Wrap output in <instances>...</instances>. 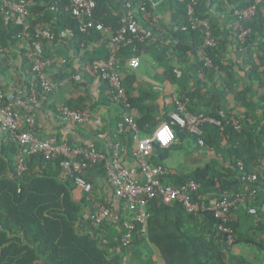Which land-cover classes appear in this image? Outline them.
Returning <instances> with one entry per match:
<instances>
[{
    "label": "trees",
    "instance_id": "obj_1",
    "mask_svg": "<svg viewBox=\"0 0 264 264\" xmlns=\"http://www.w3.org/2000/svg\"><path fill=\"white\" fill-rule=\"evenodd\" d=\"M125 1H130L131 4L135 2V0H123L121 6L123 13L115 15L112 9L117 8V5L113 6L112 0H96V8L93 12L94 20L112 30L110 35L104 36L94 30H89L85 35L80 34L77 24L69 12V0H28V2H33L28 8L27 22L30 26L25 36H19L21 27L14 25V18L11 19V16L4 13L3 0H0V49L9 51L19 48L21 56L25 55L26 47L29 46L30 49H33L38 41L34 32L36 28H40L52 31L56 40L62 34L67 33L71 36V43L77 50L82 49L83 51V48L90 47L94 51V48L102 43L107 45L114 31L124 25ZM143 1L146 13L134 11V17L150 28L147 31H156V28L158 31L159 27L152 25L156 21L151 16L157 0H153V3L147 0ZM193 2L195 5L192 4ZM170 3L174 20H172L174 26L171 33V37L175 41V46L171 51L173 56L184 61L189 57H194L196 71H203L209 75L219 71L223 72L225 69L218 58L220 42L211 15H206L199 0H184L183 3L171 0ZM254 4L255 0H244L243 5L232 10V16L234 10L248 9ZM187 5L194 8L191 16L186 12ZM191 17L207 19L210 22L212 36L218 43L216 49L207 48L204 50L202 48L204 38L202 31L183 32L180 30L185 25L189 26L188 19ZM234 20L233 16V24ZM149 24L151 25L149 26ZM233 24L228 32L236 42L233 37ZM244 28L250 30L245 46L243 45L244 48L249 47L253 37L264 40V3L256 6L255 16L250 22L244 24ZM59 41L62 42L61 39ZM55 43L57 42L55 41L53 46ZM261 44L262 57L260 58L262 59L260 60L263 62V70L260 71V75L264 74V41ZM47 45L44 44V46ZM237 45L240 47L238 43ZM141 48L143 47L139 46V49ZM204 53L211 60L213 68L204 66ZM124 54H130V49L124 51L122 55ZM93 60L94 58L88 62ZM47 67L50 68V65ZM253 67L254 70L252 67L248 70V78L253 79L255 76L256 79L260 78L258 77V67L255 65ZM27 69L26 72L32 76L31 66H28ZM50 80L58 83L55 77H51ZM257 81L262 82L260 79ZM34 85L36 95L38 93L52 95L60 91L45 92L38 81H35ZM24 86L29 91V81ZM206 93L208 94V92ZM206 93L202 94L199 90L185 94L183 97L189 100L186 107L187 112L193 116L201 115L204 118L218 121L222 128L211 123H204V128L209 127V132L210 129L212 132L211 136L208 132L210 138L205 140L202 129V135L200 131L199 135H195L190 132L189 128L181 129L173 126L175 141L184 137H194L196 142L203 141V147L209 145L210 148L223 151L228 156V161L219 171L210 164L195 170L189 176L177 177L173 185L181 186L190 181L196 182L199 189L197 195L191 197L193 203H202V197L213 199V203L223 200L233 202L238 196L235 206L230 208L227 213L225 225L232 231L233 244L231 246L226 243L225 236L219 231L221 221L216 219L212 212L205 210L190 215L184 212L179 204L173 203L170 206H165L159 199L148 202L147 210L150 217L145 228L136 224L129 244L124 245L125 231L122 223L125 219L120 216L116 225L121 227L122 234L118 236L114 244L107 245L105 241L108 238L106 233V230L109 229L108 218L96 224L92 217L100 209L110 211L109 205L94 206L85 217L84 212H86L88 203L86 200L76 201L74 194L79 188L75 181L70 178L60 179L65 159L59 156L53 160H46L42 154L25 158L23 153L25 148H21L18 143L11 140L7 133L0 130L4 137L3 144L0 145V264H123L124 253L133 243L138 242H142L144 247L150 248L151 253L157 256V264H252L243 257L235 255L233 248L251 247L264 254V214L260 211V206L264 203V174L257 173L258 180L255 183L244 182L241 180L242 174L239 172L238 162L242 163L245 173L251 174L258 165V153H261L264 159V148L261 147L260 142L251 139V132L244 128L242 120L237 119L241 123V130L235 131L228 122L230 116H220L219 97L211 96L206 99ZM127 95L130 105L138 106L135 100L131 99L128 91ZM184 98L182 99L185 100ZM10 101L11 99L4 96V104H8ZM62 106L83 110L82 106L74 107L71 102ZM119 106L123 115L124 106L122 104ZM134 121L138 126L140 136L143 132H147L144 124H141L140 121L137 122L135 117ZM126 128L129 127L124 126V130ZM23 131L35 133L40 141L47 140L38 136L36 124L34 129L24 125L18 132ZM129 134L128 140H133L130 131ZM120 135L122 136L123 132ZM56 142L60 144L64 141L56 138ZM67 144L68 146L77 145ZM80 146L91 150L85 145ZM164 151L154 145V152L161 155ZM4 156L8 157V160H5ZM18 156H22L26 164V170L21 176H18L16 172V157ZM91 167H99L104 172L102 163L89 166L83 169L81 174L85 180L87 178L84 173ZM119 168L126 170L134 168L139 183L144 182L141 170L137 165L130 168ZM87 180L90 182L89 179ZM162 183L165 182L162 181ZM252 191L255 192L254 196H250ZM206 204L210 205L208 201ZM251 209H254L255 213H250Z\"/></svg>",
    "mask_w": 264,
    "mask_h": 264
},
{
    "label": "crops",
    "instance_id": "obj_2",
    "mask_svg": "<svg viewBox=\"0 0 264 264\" xmlns=\"http://www.w3.org/2000/svg\"><path fill=\"white\" fill-rule=\"evenodd\" d=\"M122 1L112 0L113 6L117 5V8L112 9L113 14L123 13ZM170 2L171 0H157L154 4L151 16L159 26V30L158 33L155 30L150 32L151 36L149 35L143 50H138L136 53L139 67L136 69L127 67L129 54H124L125 57L120 58L119 62L118 74L121 83L125 85L126 93L128 91L131 99L138 104L134 107L137 111L135 118L137 122L144 124L147 130L141 136H149L161 123L167 121L175 110L176 99L183 100L185 94L200 90L202 94L208 92L206 99L211 96L219 97L220 116L242 120L244 128L251 132V139L260 142L261 147L264 148V74L260 75V71L263 70L260 47L264 40L253 37L249 47H239L228 32L233 24L232 10L243 5L244 0H199L206 15H211L215 25L220 42L218 58L225 69L223 72L210 75L195 70L194 57L184 61L176 59L171 53L175 41L171 37L174 25ZM136 26L141 32L150 29L139 19ZM70 38L71 36L62 34L59 38L62 42L57 39L54 46L53 43L48 44L42 48V51L40 50V53L37 52L43 59L50 60V68L46 67V74L49 78L57 79L60 83V91L52 95L38 93L37 104L29 105L21 113L32 114L35 117L38 136L42 139L58 138L67 143L85 145L105 155L107 159L113 158L110 154V142L118 139L121 149L117 157V165L121 168L136 166L133 158L136 142L128 140L130 130L127 128L124 130L122 135L124 137L117 133V123L122 116L119 104L110 101L108 86L98 78L89 76L85 71V65L90 59L105 58L109 55V46L102 43L96 46L94 51L90 47L79 51L73 46ZM253 65L258 67L260 78L257 79L262 82L257 81L256 76L253 79L248 78V70L250 67L254 70ZM28 66V60L25 55L21 56L19 48L9 51L0 49V91L7 99H11L15 94H21L23 98L29 96V91L24 86L31 79V75L26 72ZM184 99L187 100V107L189 100ZM68 102L74 107L82 106L88 111L89 119L85 124L73 126L60 120L59 110ZM186 115L204 119L201 115L189 114L187 109ZM204 123L209 124L200 122L195 128L201 132V135L203 131L204 139L209 140V127L204 128ZM130 133L132 134L131 131ZM209 133L211 136V129ZM100 135L103 139L98 138ZM3 140L4 137L0 133V145L3 144ZM196 141L191 136L176 140L169 148L164 149L161 155L153 150L148 160L150 164L162 168L160 183L163 186L180 188L194 181L175 186L173 183L177 177L189 176L195 170L210 164L218 171L226 165L228 156L223 151L210 148L208 144L207 147L198 146ZM4 159L8 160V157ZM257 163L251 174L263 175L264 159L261 153H258ZM84 174L90 181L88 183L91 185V192L87 194L78 189L74 196L78 202L87 201L85 217L94 206L109 205L111 214L107 219L109 229L106 230L108 238L105 243L112 245L122 234V229L116 225V222L120 216L123 219L126 217L124 204L114 198L112 187L101 168L91 167ZM162 181L165 183L163 184ZM194 183L199 189V185ZM198 189L190 198L197 195ZM212 201L213 199L202 197V203H196L211 206L214 204ZM183 211L185 212L184 209ZM233 252L252 264H264V254L255 248L235 247ZM123 261V264H157V256L151 253L150 248L144 247L142 242H138L133 243L124 253Z\"/></svg>",
    "mask_w": 264,
    "mask_h": 264
},
{
    "label": "built area",
    "instance_id": "obj_3",
    "mask_svg": "<svg viewBox=\"0 0 264 264\" xmlns=\"http://www.w3.org/2000/svg\"><path fill=\"white\" fill-rule=\"evenodd\" d=\"M147 1L153 3V0ZM178 1L183 3L184 0ZM69 3L70 15L73 21L76 22L80 34L85 35L89 30H94L104 36L111 34L112 30L109 27L104 26L101 22L93 18L96 0H69ZM261 3H264V0H255L254 6L248 9L234 10L233 37L240 47L245 46L247 36L250 33L249 29L244 28V24L252 20L256 13V6ZM32 4L33 2H28V0H3L2 2V9L5 10L4 13L11 16V19L14 18V25L21 27L19 36H25L29 29L30 25L27 22L29 18L28 8ZM192 4L195 5V2ZM124 6L126 8L124 25L116 29L111 35L109 43L107 44L110 50L109 55L106 58H96L91 62H87L85 71L89 76L98 78L108 86L110 101L124 106L125 112L121 120L117 123V133L120 135L124 132V126L129 127L128 129L132 132V139L136 142V150L133 158L141 170L144 179L143 185L139 183L134 168L130 170L120 169L117 165L116 161L121 149V144L118 139L110 142V154L113 158L107 159L105 155L93 149H84L80 145L68 146L65 142L57 144L55 138L40 141L35 133L29 131L18 132L24 125L34 129V117L31 114L23 115L21 111L29 105H35L38 102L34 88L35 81H38L40 87L48 93L56 92L60 88V83L52 82L46 74V67L51 64L50 60H45L38 55L40 50L42 51L44 44H52L56 41L54 33L49 29L42 30L36 28L34 34L38 41L35 43V48L30 49L29 46L26 47L25 57L28 60L29 66H31L33 74L29 81V96L23 98L21 94H15L8 104H4V95L0 91V130L7 133L11 140L18 143L21 148H25L23 152L25 158L35 154H42L46 160H53L61 156L65 159V162L63 170L60 173V179H73L76 186L84 193L91 192V185L81 176L83 169L102 163L105 177L112 187L114 198L124 203L126 213L125 220L122 224L126 232H124V245L129 244L132 231L135 229L136 224L142 225L145 228L144 226L150 217L147 210L148 202L159 199L165 206L173 203L180 204L188 214L205 210L212 212L214 217L221 221L219 231L225 236L226 243L231 246L233 244L232 231L225 225L227 223V213L230 208L235 206V203L238 201V196L233 202L223 200L211 206L192 203L190 196L198 189V186L194 182H190L180 188L163 186L160 183V177L163 174L162 168L149 163L148 159L154 150V145H157L161 149H167L174 143L175 135L172 129L173 126L181 129L189 128L190 132L196 135L200 133L195 126L200 122H208L216 127H222L215 120L202 119L201 117H188L186 115L187 100L176 99L175 110L169 115L168 120L161 123L149 136H140L138 126L134 121L137 111L128 102L127 93L119 78L118 69L120 58L124 56L122 53L127 49H130V54L127 56V67L131 69L139 67V59L136 53L138 50H143V48L139 49V46L143 47L148 42L151 33L149 31H138L136 26L137 20L134 17V11L146 13L144 1L135 0L134 4L125 3ZM186 7V12L191 16L194 8L191 5H187ZM188 24L189 26L185 25L180 30L183 32H188V30L202 31L204 37L202 48L204 50L207 48L216 49L218 47L216 39L212 36L210 22L207 19L191 17L188 19ZM155 32H157V28ZM65 35L69 36L67 33ZM204 66L213 68L211 60L205 53ZM59 117L65 124L81 126L88 121L89 113L85 109L81 110L61 106ZM228 122L235 131L239 132L241 130V123L235 117H231ZM165 129H167L166 132L164 131ZM161 132H164L163 137L160 135ZM98 138L103 139V136L100 135ZM198 145L203 147V141L198 140ZM16 161V172L18 176H21L26 170L24 158L18 156L16 157ZM238 166L239 172L242 174V181L247 183L257 182L258 176L256 174L245 173L241 162H238ZM254 195L255 192L252 191L250 196ZM260 211L264 214V203L261 204ZM249 212L253 214L255 210L251 209ZM110 214L111 211L108 209H100L92 218L96 224H99L108 218Z\"/></svg>",
    "mask_w": 264,
    "mask_h": 264
},
{
    "label": "rangeland",
    "instance_id": "obj_4",
    "mask_svg": "<svg viewBox=\"0 0 264 264\" xmlns=\"http://www.w3.org/2000/svg\"><path fill=\"white\" fill-rule=\"evenodd\" d=\"M125 3H130V4H131V2H130V1H127V2L125 1ZM147 20H148V19H147ZM150 25H151V24H150ZM152 25H154V26H155L156 24H152ZM154 26H152V27H154ZM156 26H158V25H156ZM158 27H159V26H158ZM213 167H214V166H213Z\"/></svg>",
    "mask_w": 264,
    "mask_h": 264
},
{
    "label": "snow or ice",
    "instance_id": "obj_5",
    "mask_svg": "<svg viewBox=\"0 0 264 264\" xmlns=\"http://www.w3.org/2000/svg\"><path fill=\"white\" fill-rule=\"evenodd\" d=\"M164 131L166 132L167 129H165ZM160 135H161V137H163L164 136V132H161Z\"/></svg>",
    "mask_w": 264,
    "mask_h": 264
},
{
    "label": "clouds",
    "instance_id": "obj_6",
    "mask_svg": "<svg viewBox=\"0 0 264 264\" xmlns=\"http://www.w3.org/2000/svg\"><path fill=\"white\" fill-rule=\"evenodd\" d=\"M123 224V223H122Z\"/></svg>",
    "mask_w": 264,
    "mask_h": 264
}]
</instances>
